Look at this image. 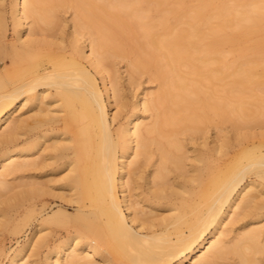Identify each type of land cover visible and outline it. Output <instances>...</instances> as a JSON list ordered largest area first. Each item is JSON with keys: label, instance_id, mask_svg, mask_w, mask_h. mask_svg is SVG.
Returning <instances> with one entry per match:
<instances>
[{"label": "bare ground", "instance_id": "6f19581e", "mask_svg": "<svg viewBox=\"0 0 264 264\" xmlns=\"http://www.w3.org/2000/svg\"><path fill=\"white\" fill-rule=\"evenodd\" d=\"M188 1L0 0L7 264H264V0Z\"/></svg>", "mask_w": 264, "mask_h": 264}, {"label": "rangeland", "instance_id": "374dc122", "mask_svg": "<svg viewBox=\"0 0 264 264\" xmlns=\"http://www.w3.org/2000/svg\"><path fill=\"white\" fill-rule=\"evenodd\" d=\"M197 1L196 0H190L188 1V5H192L195 4ZM70 9H67L66 7H60V11L65 13L66 16H70V12L68 11ZM264 42V33L263 32H255L252 34L247 35L246 37H244V39L241 41V43H238L235 45L236 48H240L243 47L245 49V53L249 54V55H255L258 53L259 48L256 46V44L258 42ZM262 50L264 52V46L262 47ZM122 58H118V60L120 61V65L122 67V70H125L126 68V60L122 59ZM124 60V61H123ZM126 73H124L125 75ZM149 74L145 73L141 80H143V85L147 86L150 85L153 89L157 87V81L155 82H148L149 80ZM216 122L215 120L213 121H209L210 125L212 123ZM213 125V124H212ZM224 125H226L225 127L229 129L233 128V125L231 124V122H226ZM228 126V127H227ZM232 126V127H231ZM231 127V128H230ZM234 129V128H233ZM212 130V129H211ZM214 135V130L211 131ZM51 200V204L49 205V207L43 212L44 214L47 212H50L53 208H57L58 204H59V200L58 202H55L53 200V198H50ZM48 206V205H47ZM41 207H42V202L37 203L36 205V216L38 215V213L41 211ZM69 211L74 212L75 211V206H68ZM22 217V216H20ZM38 217L41 218L40 215H38ZM38 225V221H34V223L32 225H30L29 227H26V229H24L21 233L19 234H13V232H9V233H5V234H1L0 235V240L4 246L3 250L0 251V264H7L9 261V256L11 254V252L13 251V249L15 247H17V245L20 243H26L28 240V236H32V232L37 228ZM232 255V254H230ZM228 258V259H227ZM233 257H230L228 255V257H226V259L220 260L219 264H233ZM44 259V258H43ZM222 261V262H221ZM179 260H175L174 264H178ZM224 262V263H223ZM227 262V263H226Z\"/></svg>", "mask_w": 264, "mask_h": 264}]
</instances>
